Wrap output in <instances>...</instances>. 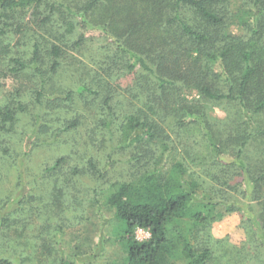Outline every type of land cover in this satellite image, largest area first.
Returning a JSON list of instances; mask_svg holds the SVG:
<instances>
[{
    "label": "trees",
    "instance_id": "16d2710c",
    "mask_svg": "<svg viewBox=\"0 0 264 264\" xmlns=\"http://www.w3.org/2000/svg\"><path fill=\"white\" fill-rule=\"evenodd\" d=\"M43 1L0 0V20L17 8L39 9ZM240 1L242 8L236 13L231 12L234 0H75L67 7L69 17L82 19L85 27L101 30L109 40L102 67L106 78L117 80L118 86L120 79L135 78L134 85L120 86L123 93L131 94V100H126L133 110L124 114L118 134L113 123L104 120V128L119 145L131 149V178L112 182L101 194L95 193V203L100 204L98 196L102 195L105 206L113 210L107 242L121 246L122 264L209 263L214 254L203 236L212 222L225 216L224 211L235 208L217 202L207 186L232 190V183L242 177L257 192L264 183V157L256 162L246 156L253 140L259 138L257 144L264 140V0ZM240 13L245 31L231 36L227 29ZM48 20L45 17L44 23ZM67 30L73 31L72 26ZM0 33H4L1 27ZM84 39L82 35L76 46ZM34 51L31 65L15 58L11 71L18 74L30 68L35 75L47 76L40 81L44 90L61 68V49L52 47L54 59L45 73L39 72L37 45ZM94 85L98 87L92 81L79 92L96 96L105 91L103 105L111 110L116 98L109 83L102 90L92 89ZM182 86L197 90L201 103L187 104L176 98L175 90ZM19 97L20 91L9 104H0V134L14 133L20 115L28 110ZM36 97L38 102L42 94ZM54 100L56 105L71 104L74 92L66 91ZM134 101L142 106H135ZM207 104L233 107L236 131L223 138L207 118ZM66 123L61 133L81 126L76 118ZM190 126L202 131L207 155L195 153L179 134L174 137L175 129L180 132ZM8 148L2 147L1 160L11 159L10 153L5 156ZM17 161L12 165L17 166ZM64 162L59 159L44 175L59 170ZM22 163L24 157L19 166ZM96 163L94 158L86 161L90 174L102 178ZM74 171L80 172L79 166ZM19 205L23 204L14 203L12 211ZM0 216L7 224L10 218ZM139 231L147 232L148 239L139 241ZM0 264L16 263L1 257ZM50 264L74 262L60 255Z\"/></svg>",
    "mask_w": 264,
    "mask_h": 264
},
{
    "label": "rangeland",
    "instance_id": "374dc122",
    "mask_svg": "<svg viewBox=\"0 0 264 264\" xmlns=\"http://www.w3.org/2000/svg\"><path fill=\"white\" fill-rule=\"evenodd\" d=\"M74 1L44 0L39 9L17 8L8 18L3 16L0 20L4 30L0 33V104H9L20 91V102L28 107L20 115L14 133L0 134V213L10 218L5 224L0 216V258L8 257L16 264H50L60 255L74 264H122L121 246L107 242L113 210L105 206L102 195L98 196L100 204L95 203V193L99 194L112 182L131 178L134 168L129 163L131 149L119 145L118 139L104 128V120L113 123L112 129L118 134L124 116L133 110L126 100V97L131 100V94L123 93L120 86L134 85L135 78L131 75L120 79V86L117 80L106 78L102 67L106 65L105 45L109 40L101 30L85 27L82 19L69 17L67 7ZM52 6H56L53 11ZM241 8V1L234 0L231 12ZM47 16L49 20L44 23ZM239 16L241 13L229 24L227 33L231 36H240L245 31ZM69 25L73 31L67 30ZM82 35L85 39L76 46ZM35 45L42 73L48 71L54 59L50 54L52 47L61 49V68L44 90L40 81L47 76L35 75L30 68L18 74L11 71L15 58L31 65ZM92 81L98 86L92 87L95 90H102L109 83L111 95L116 98L111 110L107 111L103 105L105 91L96 96L79 92V88ZM66 91L74 92L72 103L56 105L54 98L64 97ZM175 92L174 96L183 103H201L195 89L182 86ZM38 93L42 98L37 102ZM171 94L173 98L172 91ZM132 104L142 106L138 101ZM206 107L208 120L215 130L222 131L223 138L236 131L238 120L233 107L227 104ZM75 118L81 122L78 130L61 133L64 123L67 125ZM195 128L190 126L180 132L175 129L172 133H176L174 137L179 134L180 140L184 137L182 143L205 156L202 131ZM35 129L40 132L35 133ZM256 140L259 138L251 142L246 156L258 162L264 157V140L261 144ZM1 145L9 147L5 156L10 153V160H1L4 157ZM22 157L24 163L19 166ZM90 158L96 160L102 178L90 174L86 164ZM59 159L65 160L60 169L45 176L44 171ZM14 160H18L17 166L12 165ZM77 166L80 172L75 174ZM211 185L207 188L215 200L234 206L235 211L227 213L223 209L225 216L212 222L204 234L203 240L209 241L214 254L207 264H263L264 183L257 192L242 177L232 183V190H216ZM18 202L23 205L12 211L11 206ZM148 237L145 231L137 233L139 241Z\"/></svg>",
    "mask_w": 264,
    "mask_h": 264
}]
</instances>
